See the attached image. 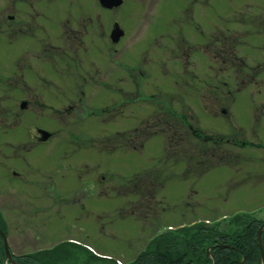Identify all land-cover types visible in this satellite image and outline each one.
Here are the masks:
<instances>
[{
	"label": "rangeland",
	"instance_id": "obj_1",
	"mask_svg": "<svg viewBox=\"0 0 264 264\" xmlns=\"http://www.w3.org/2000/svg\"><path fill=\"white\" fill-rule=\"evenodd\" d=\"M0 208L15 254L122 262L160 227L264 223V0H0Z\"/></svg>",
	"mask_w": 264,
	"mask_h": 264
},
{
	"label": "trees",
	"instance_id": "obj_2",
	"mask_svg": "<svg viewBox=\"0 0 264 264\" xmlns=\"http://www.w3.org/2000/svg\"><path fill=\"white\" fill-rule=\"evenodd\" d=\"M247 7L252 8V6ZM175 116L172 114L171 118ZM186 124L184 126L190 130L196 140L200 139L201 136L193 124L188 122ZM127 132H122L119 137L125 136ZM169 139L171 144L172 137ZM180 139L176 136L175 140L173 139V146L177 143L181 146ZM177 149L178 147L175 151ZM223 221H227V225L222 231L219 230V224ZM261 225V220L253 218L246 212L211 223L191 220L187 225L159 231L151 236L143 250L122 264H240L241 261L243 264H261L256 234ZM0 229L7 234V223L1 210ZM261 234L264 255V229ZM11 255L17 264H120L111 258L95 255L87 248L66 240L55 242L51 247H42L21 254L12 252ZM5 259L0 237V264H5Z\"/></svg>",
	"mask_w": 264,
	"mask_h": 264
},
{
	"label": "water",
	"instance_id": "obj_3",
	"mask_svg": "<svg viewBox=\"0 0 264 264\" xmlns=\"http://www.w3.org/2000/svg\"><path fill=\"white\" fill-rule=\"evenodd\" d=\"M98 1H99V4L101 6H103L104 8L117 7L122 2V0H98ZM122 34H123L122 29L119 26H117L116 24H114V28L110 31L109 37H111L113 42H117ZM20 105H21V108H23L25 106L24 102H22ZM39 131L41 132L43 138H46L48 136V133L46 131L41 130V129ZM263 227H264V224L257 231L258 244L260 246V255L262 257L261 264H264V259H263L264 255H263L262 244H260V234L259 233ZM0 234H1L2 239H3V245L5 246V255H7V259L13 263L12 258L9 255V252L7 249V245L5 242V236L1 231H0Z\"/></svg>",
	"mask_w": 264,
	"mask_h": 264
}]
</instances>
